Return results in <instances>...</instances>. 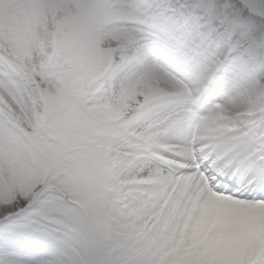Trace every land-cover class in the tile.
I'll return each instance as SVG.
<instances>
[{
  "label": "snow or ice",
  "instance_id": "6c2138e0",
  "mask_svg": "<svg viewBox=\"0 0 264 264\" xmlns=\"http://www.w3.org/2000/svg\"><path fill=\"white\" fill-rule=\"evenodd\" d=\"M0 264H264V0H0Z\"/></svg>",
  "mask_w": 264,
  "mask_h": 264
}]
</instances>
